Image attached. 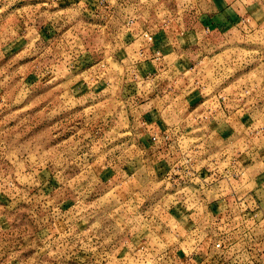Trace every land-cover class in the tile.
I'll list each match as a JSON object with an SVG mask.
<instances>
[{"label": "rangeland", "instance_id": "obj_1", "mask_svg": "<svg viewBox=\"0 0 264 264\" xmlns=\"http://www.w3.org/2000/svg\"><path fill=\"white\" fill-rule=\"evenodd\" d=\"M221 1L210 6L233 4L252 22L198 62L204 76L196 91L202 108H256L259 134L247 131L239 141L243 154L262 149L255 170L186 135L175 153L158 156L131 99L150 83L108 57L140 9L174 21L173 9L187 0H123L115 10L98 2L97 18L84 16L90 8L77 1L0 0V264H264L259 194L248 199L257 208H238L230 223H218L226 204L237 207L220 194L247 199L264 170V0ZM200 5L211 10L206 0ZM218 66L223 80L213 76ZM195 171L203 184L190 181ZM227 174L238 177L227 184ZM204 201H220L217 211L195 208Z\"/></svg>", "mask_w": 264, "mask_h": 264}, {"label": "crops", "instance_id": "obj_2", "mask_svg": "<svg viewBox=\"0 0 264 264\" xmlns=\"http://www.w3.org/2000/svg\"><path fill=\"white\" fill-rule=\"evenodd\" d=\"M57 1L59 5H70L77 1V5L82 4L81 7L90 8L83 10L84 16L97 18L101 16V8L95 3L106 2L109 4L108 8L113 5L115 10L121 8L115 6L123 0ZM187 1L188 5L183 6L182 10L173 9L171 17L176 19L174 21L164 22L155 10L146 11L147 15L141 14L140 9V12L134 16V20L132 18L130 22L127 21V24L131 26L135 24L134 29L123 35L120 48L112 50L109 47L108 57L125 69H129V75L134 81H140L144 85L150 83L148 91L140 92V94L133 93L131 99H136V104H139L136 108L139 110L140 119L144 120L148 138L153 132H172L169 144L156 146L160 150L157 153L158 156L160 153L164 157L169 153H175L179 148L180 137L186 135L195 147L204 145L209 148L208 151L222 153L229 151L244 164L246 162V170H249V167L250 170H255L253 157L256 156L259 160L262 149L249 148L243 154L239 141L244 140L243 137L245 134L247 136V131L254 129L256 108L254 106L249 108L245 104L241 106L236 104L231 110L223 108L224 110L218 111L207 107L202 108L203 103L199 104L201 97L196 90L203 85L204 75L195 71L200 60L210 59L211 51L217 50L221 44H228L227 35L244 22L249 23L248 20L251 17L247 16V19H244L241 10L238 7L235 9L233 4L220 9L217 6L216 8L210 6L217 0H206V6L211 10L204 11L200 0ZM149 36L151 41L147 39ZM129 48H132L131 53L127 51ZM217 68L220 69V66ZM223 69L224 66L220 69V74L217 71L214 73L216 80H223ZM191 72L194 73L189 77L187 74ZM214 96L220 98V95ZM171 103L175 106V111H165ZM236 126L238 129L235 128ZM239 130L242 132L240 135ZM258 134L257 132L254 135ZM248 151L251 152V158H247ZM254 176V187L249 190L246 200L251 198L252 194L256 196L259 194V197L264 199L263 182L261 183V179H264V170H258ZM219 203L220 201L215 203L213 201L205 207H208L211 213H215ZM257 205L259 206L258 201Z\"/></svg>", "mask_w": 264, "mask_h": 264}, {"label": "built area", "instance_id": "obj_3", "mask_svg": "<svg viewBox=\"0 0 264 264\" xmlns=\"http://www.w3.org/2000/svg\"><path fill=\"white\" fill-rule=\"evenodd\" d=\"M147 39L151 41V37L150 36ZM171 134H172L171 131H166V132H163V133H161V132L160 133L159 132H153V133H151L149 139L151 141L152 146H154V147L161 146L162 144H164L166 146L167 144H169L171 142V136H172ZM223 157H225L224 159L227 158L226 155H224ZM234 161L238 162V161H241V160L239 158H236V160L235 159L231 160V162H234ZM241 162L243 164V161H241ZM189 174H190V181H193V179H195V180L197 179L198 181H201V183L203 184V179L197 174L196 171L193 172V173H189ZM213 176H214V179H213L214 185L216 187H218L216 181L220 180L219 179V176H217L215 173H214ZM229 177H235V178H237L238 175L237 174H235V175L227 174V175L222 176V179H225L224 181L227 184H229L228 183ZM178 178L180 179V176ZM211 183L206 184L205 187L206 186H211L212 185ZM225 194H226V196H225L224 200H226L227 197H231L232 200H233L232 203L234 205H236L237 207L234 208V209H228V207L226 206L225 212L222 213L223 216L222 217H219L220 220L217 219V220H219V222H218L219 224H222V225L226 226L227 223H230L231 220L228 221L230 219L229 217L233 216V211L234 210H238V208L239 209H242V210L243 209L247 210V209L257 208V204L254 202V200L249 201V200L243 199L242 197H238V199H237L234 195L229 194L228 192L225 193L224 191L220 195L223 198V195H225ZM204 202H205V204H203V205L201 203H198V205H195V208H202V207H205L206 204H209L210 203L208 201H204ZM192 206H194V205H190V207H192ZM237 216H239V217H237L238 219L241 218L240 221L242 219H244L243 213L242 214L240 213ZM224 220H227V221H224ZM221 240H227L226 239V236L223 237Z\"/></svg>", "mask_w": 264, "mask_h": 264}]
</instances>
